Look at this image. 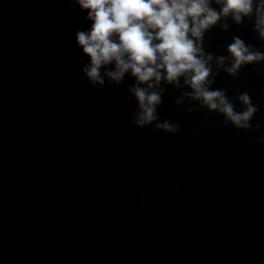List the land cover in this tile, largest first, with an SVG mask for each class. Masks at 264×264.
<instances>
[{
	"label": "clouds",
	"instance_id": "1",
	"mask_svg": "<svg viewBox=\"0 0 264 264\" xmlns=\"http://www.w3.org/2000/svg\"><path fill=\"white\" fill-rule=\"evenodd\" d=\"M67 11L78 7L90 22L87 30H75L76 46L89 58L82 77L92 88L106 90L127 86L126 105L135 101L130 124L137 129L154 125L156 131L176 134L181 125L161 119L158 109L168 89L179 93L174 104L188 115L207 110L223 116L226 124L252 129L258 107L247 91L232 97L226 88H214L221 72L237 77L249 65L264 63V51L232 36L226 55L206 51L205 36L214 28L222 32L232 24L250 21L264 41V0H66ZM231 21V23H229ZM264 78V71L257 73ZM192 105L184 108L186 102ZM236 103L241 105L236 110ZM261 123L255 125L259 131ZM264 144V136L259 138Z\"/></svg>",
	"mask_w": 264,
	"mask_h": 264
}]
</instances>
